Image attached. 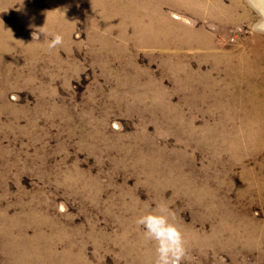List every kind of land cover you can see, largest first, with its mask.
I'll return each mask as SVG.
<instances>
[{
  "label": "rangeland",
  "instance_id": "rangeland-1",
  "mask_svg": "<svg viewBox=\"0 0 264 264\" xmlns=\"http://www.w3.org/2000/svg\"><path fill=\"white\" fill-rule=\"evenodd\" d=\"M254 19L246 0H0V264H155L136 219L157 205L180 264H264Z\"/></svg>",
  "mask_w": 264,
  "mask_h": 264
},
{
  "label": "clouds",
  "instance_id": "clouds-1",
  "mask_svg": "<svg viewBox=\"0 0 264 264\" xmlns=\"http://www.w3.org/2000/svg\"><path fill=\"white\" fill-rule=\"evenodd\" d=\"M246 8L255 17L248 26L250 33L264 34V0H246ZM62 43L63 36L53 34L51 40L47 41V48L54 49ZM136 224L143 227L145 238L155 244V264H180L185 255L184 239L165 206L157 205L151 211L140 215Z\"/></svg>",
  "mask_w": 264,
  "mask_h": 264
},
{
  "label": "bare ground",
  "instance_id": "bare-ground-1",
  "mask_svg": "<svg viewBox=\"0 0 264 264\" xmlns=\"http://www.w3.org/2000/svg\"><path fill=\"white\" fill-rule=\"evenodd\" d=\"M201 1V0H200ZM113 2V1H112ZM117 2V1H116ZM101 5V4H99ZM123 5V4H122ZM110 6V5H109ZM136 8V7H135ZM131 9V12L127 11L126 8H124L121 5H115V3H112V7L108 8V10H105L106 18L107 19H115L116 21L120 20V25L128 26L132 25L135 29V33H139V35H146L147 32L151 33L154 29L152 28V24H149L148 22L143 23V20L141 17L144 16L145 12L137 11V9ZM147 14V13H146ZM146 18V17H145ZM150 17H148L149 19ZM147 19V20H148ZM145 21V20H144ZM110 22V21H109ZM168 25V23H167ZM172 25V24H171ZM111 27V26H110ZM163 28V27H162ZM158 29V28H157ZM176 35V34H175ZM250 86V85H249ZM152 89V88H151ZM259 92V91H258ZM232 102V101H231ZM251 105V104H250ZM170 108V107H169ZM241 114V113H240ZM261 113L256 109H253V112L247 111L245 115V118L242 119V115L238 117V120L236 123H238L239 127L237 128L239 132L234 127L233 130H236L235 138L239 141L246 140L249 141L252 138L246 136V133L244 131V128L247 129H254L253 126L259 123V116ZM231 116V115H230ZM264 116V115H263ZM232 124V122H231ZM179 127V126H178ZM241 129L243 130V133H241ZM264 131V130H263ZM221 132V131H220ZM247 132V131H246ZM246 136V137H245ZM256 136V135H255ZM229 137V136H228ZM211 138V137H210ZM253 140V139H252ZM217 143V142H216ZM213 142V144H216ZM246 144V143H245ZM244 145V144H243ZM255 146V145H254ZM257 146V145H256ZM226 148V147H225ZM252 149V148H251ZM180 180V179H179ZM237 219V218H236ZM262 235V234H261ZM264 237V236H263ZM264 244V243H263ZM263 248V247H262Z\"/></svg>",
  "mask_w": 264,
  "mask_h": 264
}]
</instances>
